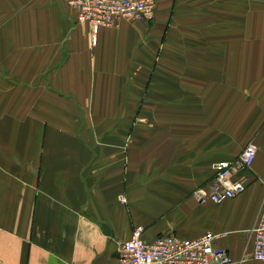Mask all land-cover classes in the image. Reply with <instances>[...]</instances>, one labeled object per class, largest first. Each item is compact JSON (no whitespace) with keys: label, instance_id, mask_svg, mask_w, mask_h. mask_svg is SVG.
<instances>
[{"label":"crops","instance_id":"1","mask_svg":"<svg viewBox=\"0 0 264 264\" xmlns=\"http://www.w3.org/2000/svg\"><path fill=\"white\" fill-rule=\"evenodd\" d=\"M169 1L177 2L158 0L153 22L123 19L94 44L92 27L65 0H0V264H120L118 244L137 227L147 240L210 232L231 264H264L253 256L264 113L238 140L243 129L236 133L228 98L263 77L250 76L243 60L226 62L216 75L224 86L215 89L225 100L147 103L162 111L145 121L147 137L118 115L125 96L148 84L147 69L137 74V51L153 40ZM253 136L259 151L246 191L221 204L196 199L215 179V164L238 157Z\"/></svg>","mask_w":264,"mask_h":264},{"label":"rangeland","instance_id":"2","mask_svg":"<svg viewBox=\"0 0 264 264\" xmlns=\"http://www.w3.org/2000/svg\"><path fill=\"white\" fill-rule=\"evenodd\" d=\"M137 55V74L140 68L147 69L148 84L137 96H125V108L118 115L120 119H132L145 137L152 129L145 121L162 113L150 110L147 103L179 108L176 106H192L215 98L225 100V95L215 93L216 87L223 85L216 75L220 76L230 60H243L250 76L263 77L261 83L248 79L249 93L228 96L235 105L236 133L243 129L236 139L256 131L264 113V94L257 93L264 87V0L169 1L159 12L153 40L147 48L138 49ZM144 55L147 63L141 61ZM134 103L137 110H132ZM239 121L245 123L244 127L237 125ZM253 139L254 136L250 143H255Z\"/></svg>","mask_w":264,"mask_h":264},{"label":"built area","instance_id":"3","mask_svg":"<svg viewBox=\"0 0 264 264\" xmlns=\"http://www.w3.org/2000/svg\"><path fill=\"white\" fill-rule=\"evenodd\" d=\"M77 13L79 23L92 27L96 44L97 33L102 28L117 27L121 20L151 23L156 19L158 0H65ZM259 147L249 143L243 152L232 160L215 164V179L207 186L198 188L194 197L200 202L221 204L243 194L248 185L246 172L255 162ZM120 201L126 204L125 197ZM254 259L264 263V198L261 216L255 228ZM217 236L205 233L196 238H182L165 234L153 240L144 238V228H135L131 239L118 244L120 264H231L227 250L217 249Z\"/></svg>","mask_w":264,"mask_h":264}]
</instances>
